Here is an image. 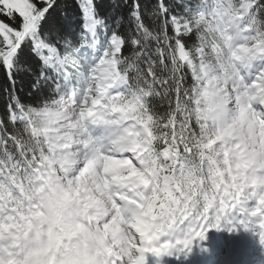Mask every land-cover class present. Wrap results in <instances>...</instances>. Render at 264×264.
Segmentation results:
<instances>
[{
    "label": "snow or ice",
    "instance_id": "snow-or-ice-1",
    "mask_svg": "<svg viewBox=\"0 0 264 264\" xmlns=\"http://www.w3.org/2000/svg\"><path fill=\"white\" fill-rule=\"evenodd\" d=\"M212 230L264 245V0H0V264H171Z\"/></svg>",
    "mask_w": 264,
    "mask_h": 264
},
{
    "label": "trees",
    "instance_id": "trees-1",
    "mask_svg": "<svg viewBox=\"0 0 264 264\" xmlns=\"http://www.w3.org/2000/svg\"><path fill=\"white\" fill-rule=\"evenodd\" d=\"M111 0H98V8L101 13L105 12L110 4ZM81 12L79 8L73 3V7L70 10L69 27L73 31H78L81 24ZM31 99V98H29Z\"/></svg>",
    "mask_w": 264,
    "mask_h": 264
}]
</instances>
